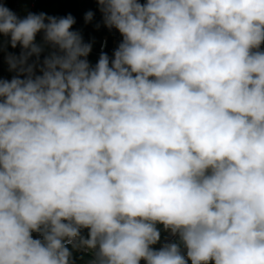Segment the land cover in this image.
Returning <instances> with one entry per match:
<instances>
[{"label": "clouds", "instance_id": "clouds-1", "mask_svg": "<svg viewBox=\"0 0 264 264\" xmlns=\"http://www.w3.org/2000/svg\"><path fill=\"white\" fill-rule=\"evenodd\" d=\"M96 3H0V264H264V0Z\"/></svg>", "mask_w": 264, "mask_h": 264}, {"label": "trees", "instance_id": "trees-1", "mask_svg": "<svg viewBox=\"0 0 264 264\" xmlns=\"http://www.w3.org/2000/svg\"><path fill=\"white\" fill-rule=\"evenodd\" d=\"M91 11L94 13L93 19L89 23H85L84 15L90 10L82 8L78 0H38L35 14L45 13L48 16L63 17L71 14L76 23L73 25V30L79 31L83 36L85 42L92 43V49H96L98 46V40L107 34L105 25L103 23V16L99 10V6L96 0H92ZM143 2V0H142ZM8 40L6 37H1ZM21 49L19 46L13 49L10 44L5 50H0V66L3 64V58L7 54L19 55ZM43 56L41 55V60ZM88 60L91 64L95 65L96 60L91 54L88 56ZM6 71L5 68L0 69V73L3 74ZM163 235V233H162ZM156 247H159L157 245ZM75 264H83L85 259L78 252H74Z\"/></svg>", "mask_w": 264, "mask_h": 264}, {"label": "built area", "instance_id": "built-area-1", "mask_svg": "<svg viewBox=\"0 0 264 264\" xmlns=\"http://www.w3.org/2000/svg\"><path fill=\"white\" fill-rule=\"evenodd\" d=\"M37 2L38 0H0V3H3L6 7L16 13L20 18L25 17L28 13H35ZM105 30L107 34L100 40H98V46L96 47V49H92L90 53L91 56H93L96 60L99 59V56L102 52L107 53L111 57L113 51L122 39L118 31H116L115 29L110 30L105 26ZM36 42L38 44L42 43V33L37 35ZM45 55H47L46 52L42 53L43 57ZM5 56L6 57L4 59L3 65L5 66L6 71L3 74L0 73V79H11L15 75V73L9 71V66L6 59L8 54ZM169 239L171 238L169 237ZM78 253L81 254L85 259L83 264H87V261L90 257L87 254H82L80 252ZM141 264H143V262H141Z\"/></svg>", "mask_w": 264, "mask_h": 264}, {"label": "rangeland", "instance_id": "rangeland-1", "mask_svg": "<svg viewBox=\"0 0 264 264\" xmlns=\"http://www.w3.org/2000/svg\"><path fill=\"white\" fill-rule=\"evenodd\" d=\"M82 6L83 9L85 10H90L91 9V6H92V0H78ZM0 41L3 42V48L2 50H5L7 47H8V43H7V39L5 38H1L0 37ZM45 52L47 53V49L45 50ZM6 56H4L3 58V62H4V59H5Z\"/></svg>", "mask_w": 264, "mask_h": 264}, {"label": "water", "instance_id": "water-1", "mask_svg": "<svg viewBox=\"0 0 264 264\" xmlns=\"http://www.w3.org/2000/svg\"><path fill=\"white\" fill-rule=\"evenodd\" d=\"M3 68H5V66L2 64V65L0 66V69H3Z\"/></svg>", "mask_w": 264, "mask_h": 264}]
</instances>
